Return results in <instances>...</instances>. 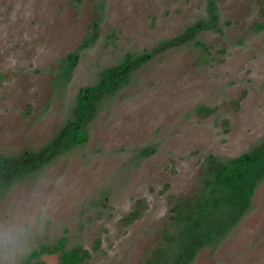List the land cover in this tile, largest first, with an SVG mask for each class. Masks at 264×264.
I'll use <instances>...</instances> for the list:
<instances>
[{
    "label": "rangeland",
    "instance_id": "obj_1",
    "mask_svg": "<svg viewBox=\"0 0 264 264\" xmlns=\"http://www.w3.org/2000/svg\"><path fill=\"white\" fill-rule=\"evenodd\" d=\"M127 55L139 67L88 141L0 195V264H61L42 248L63 238L84 264H169L173 209L209 190L208 160L264 140V0H0V157L48 145ZM191 264H264V181Z\"/></svg>",
    "mask_w": 264,
    "mask_h": 264
},
{
    "label": "trees",
    "instance_id": "obj_2",
    "mask_svg": "<svg viewBox=\"0 0 264 264\" xmlns=\"http://www.w3.org/2000/svg\"><path fill=\"white\" fill-rule=\"evenodd\" d=\"M140 62L127 55L122 65L102 71L96 86L80 91L69 121L44 148L20 156L0 157V195L59 156L85 144L88 141L87 126L96 116L102 100L126 86L130 73ZM211 112L200 110L202 114ZM205 173L209 190L194 199L179 201L173 209L170 221L175 232L170 245L175 250L169 264H191L202 249L226 239L249 211L253 192L264 181V140L233 162L210 158ZM65 245L63 238L54 247H45L42 251L59 253L61 264H84L82 255L66 251ZM158 253L153 256L155 264L162 263L159 261L163 255Z\"/></svg>",
    "mask_w": 264,
    "mask_h": 264
},
{
    "label": "clouds",
    "instance_id": "obj_3",
    "mask_svg": "<svg viewBox=\"0 0 264 264\" xmlns=\"http://www.w3.org/2000/svg\"><path fill=\"white\" fill-rule=\"evenodd\" d=\"M10 253L23 255L25 253V241L23 238V233L19 238L12 239V245L9 249Z\"/></svg>",
    "mask_w": 264,
    "mask_h": 264
},
{
    "label": "water",
    "instance_id": "obj_4",
    "mask_svg": "<svg viewBox=\"0 0 264 264\" xmlns=\"http://www.w3.org/2000/svg\"><path fill=\"white\" fill-rule=\"evenodd\" d=\"M38 264H41V263H38Z\"/></svg>",
    "mask_w": 264,
    "mask_h": 264
}]
</instances>
